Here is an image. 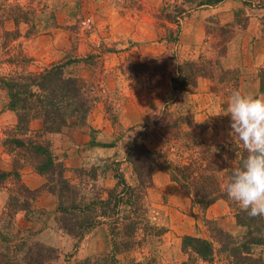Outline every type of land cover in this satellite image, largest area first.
I'll return each instance as SVG.
<instances>
[{
  "label": "rangeland",
  "instance_id": "1",
  "mask_svg": "<svg viewBox=\"0 0 264 264\" xmlns=\"http://www.w3.org/2000/svg\"><path fill=\"white\" fill-rule=\"evenodd\" d=\"M197 2L185 5L195 7ZM181 3L184 0H0V20L10 15L7 29L18 28L21 33L11 46L33 58L30 69L62 63L68 75L77 76L94 90L97 101L85 124L73 118L61 132L49 134L56 159L66 166L68 178L81 186L88 201L96 194L106 196L104 188L115 186L116 167L124 171L130 183L134 182L133 169L126 161L127 150L141 129L150 132L145 139L149 146L166 152L168 159L183 162L189 156L178 145L163 143L165 139L154 133L155 121L162 117L167 104L171 111L179 104L198 123H206L205 142L224 151L227 162L221 173L223 188L229 170L238 166L235 148L243 145L230 135V115L216 114L227 108L233 91L229 78L241 76L234 67L239 57H230L228 52L231 47L238 50L239 41H244L242 29L254 14L262 20L259 32L264 36V0H232L231 9L227 5H213V10L206 6L192 9L182 19V31L174 41L169 30L176 25L164 15L174 16ZM196 9L203 17L194 16ZM23 12H27L28 23L16 26L15 16L22 19ZM87 17L93 20L91 29L82 25ZM225 37L228 42L223 41ZM224 49L221 66L218 56ZM201 58L216 62L217 66L211 67L212 78L201 77L196 87L176 93L172 77L178 74L180 64L188 60L204 63ZM4 65L8 72L10 64ZM232 69L235 72H230ZM9 103L10 96L1 91L0 167L7 170L13 166L14 154L6 149L4 140L17 125V112L9 108ZM30 125L38 130L43 123L36 118ZM21 172L23 181L39 190L34 208L20 212L16 224L9 226L1 216L8 205L11 184L0 186V228L13 243L25 240L55 248L58 256L46 264H85L88 259L87 264H181L188 259L182 251L184 235L210 237L218 227L241 237L247 230L237 222L236 203L221 198L203 209L160 164L148 205L151 221L166 232L161 237L140 239L131 250L115 256L108 226H96L83 238L70 235L57 222L58 198L42 187L45 177L31 164ZM2 245L0 234V249ZM262 250L256 248V252ZM217 257L215 264H222Z\"/></svg>",
  "mask_w": 264,
  "mask_h": 264
},
{
  "label": "trees",
  "instance_id": "2",
  "mask_svg": "<svg viewBox=\"0 0 264 264\" xmlns=\"http://www.w3.org/2000/svg\"><path fill=\"white\" fill-rule=\"evenodd\" d=\"M194 1L184 0L177 5L178 11L174 16L164 15L169 23L176 25L169 30L174 41L182 31V19L192 9L216 5L224 0H199L195 7L190 8L185 5ZM26 13H22V19L15 16L16 26L21 22L28 23ZM9 17L7 15L6 19L0 20V92H7L9 108L17 112V125L4 140L6 149L14 154L13 166L9 170L0 167V186L11 184L8 205L1 216L9 226L16 224L15 217L20 212L33 210L39 193L22 179L21 169L28 164L45 177L42 187L57 196V222L61 228L74 237L83 238L96 226H108L115 256L131 250L140 239L161 237L166 232V228L151 221L148 205V194L154 187V173L160 164L165 165L171 180L185 189L203 209L221 198L228 199L221 177L227 165L223 159L224 151L205 142L206 123H198L194 115L183 111L179 104L174 111L169 110L171 105L167 104L162 117L155 121L154 133L165 139L163 143L178 145V149L184 153L187 151L189 156L183 162L168 159L166 152L149 146L145 139L150 132L141 129L127 150L126 161L133 169L134 182L130 183L124 171L116 167L115 186L104 188L106 196L96 194L88 201L81 186L68 178L66 166L56 159L49 134L61 132L73 118L85 124L97 101L94 90L77 76L68 75L62 63L51 64L41 70L30 69L33 58L23 49L17 48L16 51L11 46L21 33L18 28L7 29ZM220 29L226 30L224 26ZM228 40V37L223 38L224 42ZM13 50L16 52L12 55ZM225 52L222 50L218 56L221 66ZM201 59L204 63L188 60L180 64L178 74L172 77L176 93L187 91L188 86L196 87L201 77L212 78L214 70L211 67L213 64L217 66L216 62L210 58ZM5 63L10 64L8 72ZM232 70L230 72H235ZM239 80V76L229 78L228 84L233 86V91L239 90ZM261 91H264V72ZM36 118L43 123L38 130L30 127ZM235 151L239 166L247 152L240 146ZM236 217L237 222L247 229L241 237L218 227L213 229L210 237L184 235L182 251L188 259L181 264H215L217 256L222 264L224 260L226 264H264V217L249 216L240 208H237ZM0 234L3 242L0 264H46L58 256L55 248L44 243L28 244L25 240L13 243L3 236L1 228ZM256 248L263 250L256 252ZM19 254L21 258H17ZM87 262L89 259L84 263Z\"/></svg>",
  "mask_w": 264,
  "mask_h": 264
},
{
  "label": "clouds",
  "instance_id": "3",
  "mask_svg": "<svg viewBox=\"0 0 264 264\" xmlns=\"http://www.w3.org/2000/svg\"><path fill=\"white\" fill-rule=\"evenodd\" d=\"M230 135L238 139L247 156L226 176L224 191L229 200L252 217H264V94L231 92L226 110Z\"/></svg>",
  "mask_w": 264,
  "mask_h": 264
},
{
  "label": "crops",
  "instance_id": "4",
  "mask_svg": "<svg viewBox=\"0 0 264 264\" xmlns=\"http://www.w3.org/2000/svg\"><path fill=\"white\" fill-rule=\"evenodd\" d=\"M232 0H224L219 4L227 5L228 9H231ZM213 5L206 6L205 8L212 9ZM202 7V6H201ZM223 7L220 10L223 11ZM197 10V9H196ZM227 16V11H223ZM193 15V14H192ZM194 16L203 17L201 10L195 11ZM251 23L242 29V35H244V41H239L238 50L231 47L228 55L230 57L238 56V62L234 67H237L239 71V91L244 94L261 95L264 94L262 89V75L264 72V36L259 32V26L262 22L259 15L254 14L250 18ZM262 27L264 28V20ZM241 42H244L243 44ZM241 44V45H240ZM227 55V57H229Z\"/></svg>",
  "mask_w": 264,
  "mask_h": 264
},
{
  "label": "built area",
  "instance_id": "5",
  "mask_svg": "<svg viewBox=\"0 0 264 264\" xmlns=\"http://www.w3.org/2000/svg\"><path fill=\"white\" fill-rule=\"evenodd\" d=\"M82 25L86 29H91L93 27V20L91 17H87L82 21Z\"/></svg>",
  "mask_w": 264,
  "mask_h": 264
}]
</instances>
